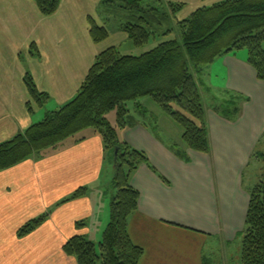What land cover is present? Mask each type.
I'll return each mask as SVG.
<instances>
[{
  "label": "crops",
  "instance_id": "1",
  "mask_svg": "<svg viewBox=\"0 0 264 264\" xmlns=\"http://www.w3.org/2000/svg\"><path fill=\"white\" fill-rule=\"evenodd\" d=\"M99 3L91 1L94 15L77 11L83 0H62L54 15L44 17L30 0H0V143L35 124L25 75L57 109L74 98L100 53L88 23L91 18L104 27ZM213 63L224 76V93H239L249 102L242 103L236 121L204 107L208 154L186 149L181 138L170 145L149 113L154 127L136 117L137 125L117 131L119 141L148 159L130 178L139 200L128 233L144 251L139 264H232L226 248L242 240L250 190L244 187V173L264 134V82L245 57L227 55ZM84 133L0 172V264H75L62 252L68 239L101 241L115 170L100 136ZM80 188L86 189L84 197L62 204ZM41 216L46 219L38 228L18 237L20 228ZM78 223L83 225L77 228Z\"/></svg>",
  "mask_w": 264,
  "mask_h": 264
},
{
  "label": "trees",
  "instance_id": "2",
  "mask_svg": "<svg viewBox=\"0 0 264 264\" xmlns=\"http://www.w3.org/2000/svg\"><path fill=\"white\" fill-rule=\"evenodd\" d=\"M44 17L54 15L62 0H30ZM119 8L125 13V23L119 31L135 46L146 45L154 30H161L168 14L157 6L142 7V0H100L99 9L110 12ZM171 15L183 7L168 3ZM100 14V13H99ZM91 41L100 44L108 37L104 27L89 18ZM181 43L172 40L159 43L140 57L123 56L112 46L100 52L78 92L69 102L45 114L42 121L32 124L14 137L0 143V172L29 159L41 158L48 149L68 138L91 129L100 136L106 154L117 149L114 162L113 196L109 203L108 224L96 245L83 236L68 239L62 252L75 264H139L143 249L133 244L128 233L130 217L138 211L139 193L131 186L130 178L140 165L148 164L146 155L119 141L117 131L132 128L139 117L146 119L148 111L137 102L151 100L182 130L181 142L191 151L208 154L210 141L199 83L191 69L211 65L222 56L246 52L245 62L253 68L258 81L264 82V0H222L196 9L192 15L177 23ZM167 29L161 35L170 33ZM33 55L36 53L31 46ZM30 100L42 107L49 96L38 90L30 75L23 78ZM223 110H213L228 120L236 121L242 113V103L249 99L236 92H226ZM134 102L133 116L126 107ZM27 108L31 111L30 102ZM116 110L112 127L106 114ZM264 136V134H263ZM112 162V163H113ZM80 188L62 204L84 197ZM248 206L241 240V264H264V170L258 182L248 192ZM46 219L41 216L19 229L23 238ZM83 224L78 223L77 228Z\"/></svg>",
  "mask_w": 264,
  "mask_h": 264
},
{
  "label": "rangeland",
  "instance_id": "3",
  "mask_svg": "<svg viewBox=\"0 0 264 264\" xmlns=\"http://www.w3.org/2000/svg\"><path fill=\"white\" fill-rule=\"evenodd\" d=\"M84 4L81 8L79 6L77 11L79 13H83L85 11L96 14L97 10L91 5L92 0H83ZM222 0H142V7L149 6H157L163 12L168 14V21L164 24L163 28L159 30H154V37L150 39V41L142 46L135 47L128 39L124 33L116 31L117 28L125 23L127 20L125 19V13H123L118 7L112 8L110 12H106L103 9H99L100 13L98 16L100 18V22L105 27L106 32L108 33V37L105 41L101 42L97 48L101 52L109 47H116L118 52L123 56H132V57H140L141 55L149 52L154 49L159 43L176 40L181 43L180 32L177 27V23L189 18L192 13L201 7H207L212 5L215 2ZM181 3L184 4V7L176 13V15H171L170 8L168 7V3ZM167 29H170V33L166 35H161ZM73 38H76V32H73ZM237 56L240 58L246 57V52L244 50H240L237 53ZM217 61H215L216 63ZM211 63V65L202 66L198 71L191 69L192 73L196 81L199 83L200 92L202 97V102L205 108L209 106L219 107V111L222 112L223 109L222 102L226 99V95L224 94L223 89V81L224 76L220 73V68L215 64ZM215 64V66H214ZM222 71V70H221ZM31 111L28 110L29 114L32 117L33 123H38L43 120L47 111H54L57 109L58 105L53 101L50 103L47 102L42 107L34 104L30 99ZM255 101V100H254ZM137 102H141L140 104L148 111L151 116L155 117L157 121L158 134L165 139L170 145L171 144H180V138L182 134V130L180 127L174 123L168 116H166L163 111L151 100V98L146 97L143 99H138ZM252 102V98H251ZM250 102V103H251ZM249 103V104H250ZM64 105V104H63ZM62 106V105H61ZM252 106V105H251ZM250 106L249 110L252 109ZM126 107L130 110L131 114L134 116V102H127ZM37 110V111H36ZM248 111V110H247ZM106 119L112 127H115L116 123V110H113L106 114ZM146 121L149 124H152L151 118H147ZM151 127H154L151 125ZM156 127V126H155ZM91 130V129H88ZM86 131V130H85ZM84 131L78 133L74 137H82ZM255 160L250 164L248 170L244 173V187L251 188L253 187L259 180L260 175L264 170V136L261 140V144L257 147V152L254 154ZM112 152L107 154V162H113ZM114 162L112 163L113 166ZM109 166V165H108ZM106 193L110 194V190L108 188L105 189ZM114 191V189H113ZM108 201V199H107ZM109 206V201L107 203ZM108 222V218H107ZM94 236H89L90 239H93ZM240 239L230 243V246L227 250L226 254H229V259L232 264H241L240 263V253H241V243ZM99 240H96V245H98ZM224 249V246H222ZM218 256V254H217Z\"/></svg>",
  "mask_w": 264,
  "mask_h": 264
},
{
  "label": "water",
  "instance_id": "4",
  "mask_svg": "<svg viewBox=\"0 0 264 264\" xmlns=\"http://www.w3.org/2000/svg\"><path fill=\"white\" fill-rule=\"evenodd\" d=\"M116 157H117V149H115L114 151V162L116 161Z\"/></svg>",
  "mask_w": 264,
  "mask_h": 264
}]
</instances>
